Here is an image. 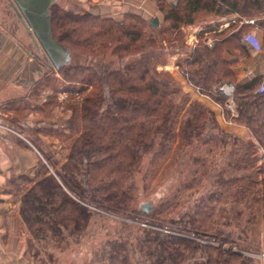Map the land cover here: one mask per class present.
I'll return each instance as SVG.
<instances>
[{"label":"trees","instance_id":"obj_1","mask_svg":"<svg viewBox=\"0 0 264 264\" xmlns=\"http://www.w3.org/2000/svg\"><path fill=\"white\" fill-rule=\"evenodd\" d=\"M160 5L165 13L166 30L154 28L135 15L118 22L85 12H70L60 4L52 7L54 39L84 59L80 64L61 69L60 76L68 86L91 85L93 89L80 110L78 102L77 106L71 105L75 101L72 96L85 89L74 94L66 91V85L62 86V92L70 95L64 110L71 111V117L62 128L46 132L70 142L66 160L60 164L50 155H43L46 164L40 161L42 172L36 180L19 176L12 178L9 185L17 194L24 191L20 215L35 242L46 248L54 242L60 247L58 243L65 238L66 231L71 237H83L95 214L91 208L138 219L129 214L140 212L133 208L140 191L137 179L156 174L178 137L180 147L199 140L222 152L228 145L232 147L231 165L237 176L220 182L217 190L199 200L193 214L171 221L178 225L174 230L184 236L162 230L173 231V227L163 226L172 218L173 203H164L154 212L159 222L149 221L153 217L143 211L149 219L145 221L148 226L158 227L160 231L140 227L137 238L140 250L133 248V243L108 242L96 263L183 264L188 258L197 257L203 258L204 264H250L242 255L222 246L202 247L193 239L211 236L229 243L231 234L227 230L244 213L248 226L262 221L264 227V92L260 93L263 86L237 85L233 64L224 56L244 52L245 29L239 24L231 25L216 35L212 48L203 42L201 33L199 44L190 56L177 63L189 85L224 110L227 99L217 89L224 83L235 86L237 117L232 118L225 111L226 117L244 130L242 134L223 129L216 112L207 108L192 113L178 134L179 119L170 89L172 75L157 70L163 49L156 32L165 30L173 35L183 25L205 23L212 17L250 16L264 11V0H179L177 5H166L160 0ZM131 49L139 58L124 63V54H130ZM109 56L119 59L120 64L116 60L107 62ZM48 81L52 84L56 80L47 75L38 86ZM79 128L80 133L70 141L68 134ZM206 131L208 134L204 137ZM21 181L26 187L20 186ZM243 232H249L247 227Z\"/></svg>","mask_w":264,"mask_h":264},{"label":"rangeland","instance_id":"obj_2","mask_svg":"<svg viewBox=\"0 0 264 264\" xmlns=\"http://www.w3.org/2000/svg\"><path fill=\"white\" fill-rule=\"evenodd\" d=\"M61 6L70 12L82 13L72 5L61 4ZM165 27L166 26L164 25L163 29H165ZM165 30L156 32L158 42L160 43L159 45L163 49V53L157 61V70L172 75V85L170 89H172L174 93L173 97L176 105L175 113H177L179 119V127L177 126L178 134L180 135L179 129L182 123L188 119L192 113L200 111V108L214 110L223 129L242 134L244 130L235 126V124L231 122L232 119L229 120V118L226 117V111L212 98L202 95L198 89L190 86L187 79L182 74V71L179 69L177 63L181 59L190 56L192 50L199 44V37L202 34L199 35L197 44L194 40L190 39L189 36L191 30L190 27L186 25H183L180 29L175 31L173 35H170V32H165ZM159 33H162L161 36ZM202 37L203 42L205 43V36L203 35ZM138 56L139 55L136 54L135 50L131 49L130 54H124V63L128 64L133 60H138ZM111 60H116L117 64H120L121 62L119 59H114L110 56L106 59L107 62ZM83 61L84 59L82 57L72 53V60L68 66L77 65ZM47 75H50L51 79H55V83L52 82V84H50V81L45 83L42 82V86L33 89V95L29 101H26V106L22 105L19 108L18 106L13 105L8 106L6 109H0V130L1 133L14 135L15 137H17L16 135H21L25 139H27L29 135L30 137H28V139L30 138L29 140L35 145V148L37 147L36 150H40V152L37 150L40 154L38 156L40 161L46 164L43 155H50L55 161L62 164L70 153V142H63V139L56 136V134L50 136V134L46 132L50 129L62 128L63 125L68 123V119L71 117V111L64 110V106L70 95L62 92V86L66 85V87H68L66 91L74 92V94L78 93L80 89H85L83 92L72 96L75 101L71 102V105L75 106V103L78 102L80 105L79 109L81 108L83 100L90 94L93 87L91 85H85V88H81V85L79 84L68 86L62 80L60 73L53 68L52 70H49L48 74L46 73L45 76ZM57 91L58 93H61L58 94ZM47 99L50 101L46 104ZM36 109H43V111L42 113H35ZM191 109H194L193 112H190ZM33 110L35 111L31 113H35L33 116L34 118L31 117L30 120H27V114ZM53 111L55 112L54 117L51 116ZM59 111H65L66 113H63H65L66 116H58ZM50 116L52 117L51 119ZM22 123H29L27 128L28 132H26V130H20V125H22ZM80 131L81 128L75 130V132L71 134L69 133L70 141L76 138ZM207 134L208 132L206 131L204 137L207 136ZM191 143L190 146L180 147L178 146L180 144L178 137L176 144L172 150L168 152L156 174L152 177H146L147 174L138 177L137 182L140 191L137 194V202L133 205V208L140 212L129 213L131 217H137L138 219H133L127 216H117L100 209L91 208L95 211V214L93 215L91 224L83 237L81 238L77 235L71 237L66 231L64 233L65 238L61 239L62 243H58L61 245L60 247L54 244V242H51V245L47 248L39 245L35 242L31 233L28 231L27 242L21 244V249L25 250L23 251L26 254L24 256L27 258V263L98 264L96 263L97 257L103 255V250L108 242H126L127 245L128 243H133L132 247L137 248L136 250H140L137 241V238L140 236V233L138 232L140 227L143 229H152L157 232L160 231L158 227L151 225L148 226L145 222L149 219L145 218L146 215L143 213L142 205L144 203L152 204V209L149 213L150 216L153 217V219L149 220L151 222L156 221L154 212L157 211L162 204L168 202L173 203L170 210L172 218L170 221L163 223L164 227L170 229L173 227V231L166 229L162 230L167 234L171 233L177 236H184L180 232L174 230L178 225L171 223V221H180L185 215L193 214L199 200L208 196L212 190H217L220 182L237 176V173L231 165V146H225L224 150L221 152L218 150V147L204 145V141L200 142L199 140H191ZM156 150H158L157 145L155 151ZM260 165L261 164H258V166ZM146 166L147 165H145V168ZM34 170L35 175L33 173L32 176H26L30 181L36 180L39 176L38 173L42 172L41 162H39L38 166L36 165ZM52 173H54V171H52ZM145 178L146 181L143 182ZM20 186L26 187V184L21 181ZM7 189L12 194L15 193V190L10 185ZM23 193L24 191L18 193V195ZM161 218L164 219L165 217L161 216ZM245 227H247V230L249 231L248 233L243 232ZM227 231V233L231 234V240L226 244L221 242L220 239L217 240L211 236L208 238H204L205 236H193L194 238H192L195 239L196 244H199L202 247L209 245L218 248L222 246V249L231 250L236 254L242 255V257L246 258L250 264H264L263 261L253 257V255L260 253L264 248V227L262 221H257L255 224L248 226L247 215L244 213L243 216L233 223L232 227ZM204 261L203 258L192 257L188 258L183 264H204ZM234 264H237V262H234Z\"/></svg>","mask_w":264,"mask_h":264},{"label":"crops","instance_id":"obj_3","mask_svg":"<svg viewBox=\"0 0 264 264\" xmlns=\"http://www.w3.org/2000/svg\"><path fill=\"white\" fill-rule=\"evenodd\" d=\"M164 1L166 5L179 3V0ZM58 4L72 5L80 12L102 19L120 22L128 15H135L148 23L157 18V28L165 25V13L161 10L160 0H58ZM247 21H254V24ZM233 24L244 27L243 37L255 31L262 42L260 52L251 51L242 43L243 53L224 55L227 62L233 64L236 84L242 86L256 83L257 87L264 86V11L250 16L233 14L225 18H209L205 23L188 26L191 30L189 37L195 40L203 33L207 34L206 39L215 40L216 35L222 34ZM45 65L44 53L36 48L31 35L19 20L13 0H0V109L13 105L19 108L26 106V101L33 95V89L39 87L50 70ZM49 101L47 99L46 104ZM34 111L27 114V120L34 118L37 112L42 113L43 109H36L34 114L31 113ZM63 112L59 111L58 116H66V112ZM54 114L53 111L51 116L54 117ZM28 126L29 123H22L20 130L28 132ZM16 136L1 133L0 130V264H29L24 256L25 250L21 249V244L27 242L29 233L20 215V199L23 194H12L7 188L12 178L29 177L33 173L35 175L34 168L40 162V154L28 139L29 135L26 136L27 139L21 135Z\"/></svg>","mask_w":264,"mask_h":264},{"label":"water","instance_id":"obj_4","mask_svg":"<svg viewBox=\"0 0 264 264\" xmlns=\"http://www.w3.org/2000/svg\"><path fill=\"white\" fill-rule=\"evenodd\" d=\"M17 12L27 33L31 35L36 48L44 53L47 68L57 72L68 66L72 60V52L54 39L52 33L51 9L58 4V0H13ZM151 26L157 28L159 20L156 18ZM142 209L149 214L151 203H144Z\"/></svg>","mask_w":264,"mask_h":264},{"label":"built area","instance_id":"obj_5","mask_svg":"<svg viewBox=\"0 0 264 264\" xmlns=\"http://www.w3.org/2000/svg\"><path fill=\"white\" fill-rule=\"evenodd\" d=\"M247 23H249V24L253 23L254 24V21H247ZM215 33H217V31ZM204 36H205L204 41H205L206 46H208L209 48H212L214 46L215 40L214 39H206L207 34H204ZM194 41L197 43L198 37ZM194 47H195V45H194ZM262 92H264V86L260 89V93H262ZM217 93L220 96L227 99L226 104H225V110L231 114L232 118L237 117V112H236L235 102H234L235 86L233 84H230V83H224L217 89ZM253 257L264 262V249L260 253L253 255Z\"/></svg>","mask_w":264,"mask_h":264},{"label":"clouds","instance_id":"obj_6","mask_svg":"<svg viewBox=\"0 0 264 264\" xmlns=\"http://www.w3.org/2000/svg\"><path fill=\"white\" fill-rule=\"evenodd\" d=\"M242 43L251 51L260 52L262 50V42L258 39L255 31L245 34Z\"/></svg>","mask_w":264,"mask_h":264},{"label":"flooded vegetation","instance_id":"obj_7","mask_svg":"<svg viewBox=\"0 0 264 264\" xmlns=\"http://www.w3.org/2000/svg\"><path fill=\"white\" fill-rule=\"evenodd\" d=\"M49 69H51V68H49Z\"/></svg>","mask_w":264,"mask_h":264}]
</instances>
